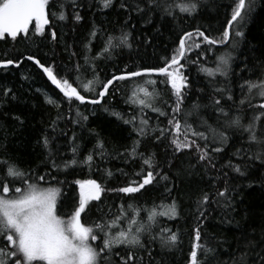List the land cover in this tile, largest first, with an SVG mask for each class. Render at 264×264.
<instances>
[{
  "label": "trees",
  "instance_id": "1",
  "mask_svg": "<svg viewBox=\"0 0 264 264\" xmlns=\"http://www.w3.org/2000/svg\"><path fill=\"white\" fill-rule=\"evenodd\" d=\"M60 2L67 18L61 21L53 15L59 7L57 0H50L49 24L42 35L34 33L33 22L27 35L21 33L16 40L0 39V61H14L0 68V160L14 161L32 175V180L45 175L47 183L41 181L42 186L59 187L58 215L67 218L78 204L79 186L74 183L77 179H95L106 189L141 182L146 173L141 176L136 173L141 172L142 161L126 153L134 141L141 139L138 151L145 156L153 154L157 170L168 179L161 180L157 176L152 185L135 194L103 192L100 200L89 202L82 213V223L110 221L120 214L121 208L130 216L129 205L142 210L137 219L144 222L145 209L162 203L167 206L175 200L178 216L157 217L151 231L141 235L144 247L136 250L137 259L132 264H189L194 242L210 250L205 253L198 249L201 264H264V162L252 158L259 146L250 144L248 134L242 129L225 127L226 117L218 111V107L223 108L229 113L228 119L239 115L244 125L261 111L258 106L264 103V97L249 93L247 87L242 89L241 85L245 81L264 79V0H255L246 19L230 26L232 40L227 46H209L202 42V37L194 36L190 41L192 51L187 53V60L181 61L186 65L182 72L188 82L182 108L189 111L193 104L200 105L187 117L188 122L205 133L210 147L220 145L213 143L209 126L228 136L224 151L212 154L215 167L200 161L194 147L174 152L170 131L156 139L159 129L171 127L168 119L172 115L174 97L164 84H159L158 89L163 93L162 101L167 103L156 106L163 107L166 116L148 108L141 112L138 106L128 102L135 85L143 83L140 77L114 81L98 104L69 101L27 57L31 55L41 64L51 66L58 78L69 79L86 98L96 99L98 91H85L84 83L92 80L98 89L100 83L113 75L137 71L141 66H162L161 58L171 56L184 32L199 29L211 38H220L238 0H196L198 7L191 15L178 9H172L173 14L167 15L162 8L147 4V0H114L108 9H101L97 0H75V7L72 0ZM158 2L163 4L164 0ZM121 4L126 6L121 8ZM137 4L143 11L135 10ZM76 13L82 17L78 22L73 19ZM93 29L97 32L95 37L90 36ZM237 30L243 35L237 37ZM122 32L129 33L131 47L113 48L110 55L102 53L107 37L111 35L116 42ZM232 41H238L235 47ZM195 43H200V47H195ZM228 53L230 62L226 75L208 76L199 70L201 67L214 69L217 56ZM152 79L157 77L154 75ZM5 89L10 90L8 95H4ZM46 96L56 99L59 107L47 104ZM246 96L248 99L242 105L240 101ZM216 99L221 100L219 106L214 103ZM113 112L120 113L123 119H118ZM133 114L137 115L136 124L141 116L148 120V136L137 137L133 124L124 123ZM83 116L87 120L82 119ZM178 118L183 122V114ZM257 131L264 134V122L257 121ZM45 136L49 141L47 148L42 142ZM97 140L104 145L103 154L94 155L91 167L86 164L62 167L64 161L72 159L73 147H77L78 160H83L90 152H99L95 147ZM197 143L203 146L205 141L197 139ZM52 160L61 165L59 171L52 168ZM229 161L239 165L244 174L227 166ZM3 167L0 165V181L9 182L13 190L21 186L20 180L5 177ZM109 171L110 177L107 176ZM53 176L56 180H52ZM166 188L170 191H165ZM218 191H224L225 195L217 196ZM204 193L210 199L201 205ZM126 226L127 219L121 222V227ZM197 227L201 233L198 242L194 231ZM161 228L177 233L179 240L174 248L162 247L159 238L152 239ZM97 235L98 239L91 242L93 246L102 245L103 233L97 231ZM5 244L6 241L0 239V247ZM127 251L124 246L115 247L113 252L119 255L111 256L112 264H120V257L126 256Z\"/></svg>",
  "mask_w": 264,
  "mask_h": 264
},
{
  "label": "snow or ice",
  "instance_id": "2",
  "mask_svg": "<svg viewBox=\"0 0 264 264\" xmlns=\"http://www.w3.org/2000/svg\"><path fill=\"white\" fill-rule=\"evenodd\" d=\"M59 11L53 15L63 21L67 17L64 12V5L57 0ZM75 7V0H72ZM114 0H97L101 9H108L113 6ZM50 0H0V39L11 38L16 40L18 35L23 33L27 35L30 31V24L34 22V33L42 35L45 31V26L49 24L48 6ZM147 4L154 5L157 8H162V11L167 15H172V9H178L181 13H188L191 15L197 10L198 4L196 0H164L161 4L158 0H147ZM126 5L121 4L124 8ZM255 0H238L235 2L231 19L228 21L229 26L234 22H243L247 14L253 10ZM136 11L141 12L139 4L136 6ZM77 22L82 19L79 13L73 16ZM97 32L95 29L90 33V36L95 37ZM237 37L243 35L240 31H236ZM55 32L52 33L55 39ZM202 37L203 41L209 46L224 44L227 46L228 42L232 40V35L229 28H225L220 38H211L205 35L199 29L194 32H184L179 37L178 47L175 48L170 57H162V66L139 67L137 71H128L119 76L113 75L111 79L100 83L99 87L94 86V81L89 80L83 84L85 91H98L100 97H104L113 85L114 81L130 80L132 78L140 77L143 83H137L132 90L128 102L138 106L143 112V109L148 108L152 112L158 113L160 116H166L167 113L163 107H157V104L167 103L162 101L163 93L158 89L159 84H164L167 89H170V94L174 97L171 104V117L168 119L169 128L159 129L160 135L156 137L159 140L165 136V133L171 132L170 145L174 152H181L184 149L195 148L199 154L200 161H206L208 165L215 167L213 163V153L219 154L224 151V145L228 142V136L224 131H217L209 126V131L212 133L213 143H217L219 147H210L207 143L208 137L204 132L197 131L191 123L188 122L187 117L192 115L199 107L198 104H193L192 109L184 111L182 105L184 103L185 91L188 87L187 77L183 74L182 69L186 66L182 64V60H187V53L192 51V44L190 41L193 37ZM129 33L122 32L121 36L114 42V37L109 35L105 41L101 52L109 54L113 48L125 47L130 48ZM238 41H232V46L235 47ZM87 47V45H86ZM195 47L199 48L200 43H195ZM209 50H211L209 48ZM99 55V53H98ZM28 60L34 61L40 68H42L47 79L51 84L63 94V97L69 101L77 100L83 102L85 96L81 94L77 86H74L67 78H58L51 66H45L33 56H28ZM217 66L214 69L201 67L199 70L205 72L208 76H214L219 73L226 75L230 62V53L217 56ZM11 59L0 61V66L6 67L13 64ZM192 63H197L192 61ZM127 67V65L125 66ZM95 69H93L94 71ZM79 71V67L77 68ZM157 79H152L153 76ZM146 78V79H145ZM98 79V78H97ZM247 87L249 93H255L260 97H264V79L259 82L245 81L241 88ZM151 89V90H150ZM8 89L4 90V95L9 94ZM222 91V89H217ZM232 99L231 96L228 97ZM248 99L246 96L240 101L243 105ZM45 102L54 107H59L56 99L45 97ZM93 104L99 103L98 100H92ZM214 103L219 106L221 100L216 99ZM249 107L253 105L249 101ZM259 113L254 114L247 125L241 123V117L237 115L235 118L228 119L229 113L225 112L223 108L218 107L225 117V127L242 129L248 134V141L250 144L259 146V151L252 157L264 162V134L257 131V121L264 122V103L259 104ZM107 111V109H105ZM118 119H123L120 113H112ZM183 114L184 120L178 118ZM79 115V114H78ZM87 120L86 116L81 117ZM137 115L133 114L130 120L125 119L124 123L133 124V130L137 133V137L143 138L149 135L148 120L141 116L139 124H136ZM75 122V121H74ZM206 124V121H202ZM155 131V129H153ZM181 137H183L181 139ZM191 137V138H190ZM197 139L204 140L205 143L201 146L197 143ZM43 146L48 147V138H42ZM141 139L133 142L130 150H126L127 155L132 158H139L142 161L141 172L136 175H142L141 182L132 181L126 186L118 189H106L95 179H77L74 181L79 186V200L78 204L74 206V210L67 218L58 215L57 204L58 198L61 194V189L53 184L42 186L41 181H46L45 175H38L36 180H32V175L22 170L14 161L0 160V165L3 167V172L8 180L21 181V186L15 187L14 190L10 187L9 182L0 181V239L6 241L3 247H0V264H112L111 256L114 253L113 249L117 246H124L128 249L126 256L120 257V264H132L136 257V250L143 248L144 244L141 240V235L144 232H150L153 225L157 222L158 216H166L168 218H175L178 216L177 206L175 200L170 205L165 206L163 203L159 206H154L152 209H145L147 211V219L142 222L137 219V216L142 211L129 205L132 214L129 216L123 208L120 214L115 216L110 221L94 222L92 225H85L82 223V213L85 212L86 207L90 201H98L101 199V194L105 191H115L125 195L139 193L146 186L152 185L157 176L161 180H167V175H161L157 170V164L154 162L153 154L145 156L144 153L139 152ZM96 149L99 152H90L83 160H78L76 157L77 147L72 148L73 157L70 160L64 161L62 167L64 169L70 168L74 165H88L91 167L94 155H102L104 145L100 140H97ZM241 150L238 149L237 153ZM50 159V157H49ZM52 168L59 171L61 165L57 164L55 160L51 161ZM146 166V169L145 167ZM229 167L233 171L243 175L239 165H232L229 161ZM112 173L107 172L110 177ZM52 180H56L53 176ZM165 191H170L165 189ZM12 193V195H9ZM217 196L223 197L224 191H218ZM210 197L204 193L200 204L209 201ZM157 208L160 210L158 211ZM203 215V213H201ZM127 219V226L121 227V222ZM199 219V217H198ZM97 231L103 233L102 245L93 246L91 242L98 239ZM195 240L198 242L201 238L199 227L195 230ZM161 241V246L166 248H174L179 240L176 232L170 229L161 228L160 232L152 237ZM198 249L204 250L205 253L210 251L204 245L199 243H192L191 252L189 253V264H201L198 260Z\"/></svg>",
  "mask_w": 264,
  "mask_h": 264
},
{
  "label": "bare ground",
  "instance_id": "3",
  "mask_svg": "<svg viewBox=\"0 0 264 264\" xmlns=\"http://www.w3.org/2000/svg\"><path fill=\"white\" fill-rule=\"evenodd\" d=\"M30 61H32V60H30ZM32 62L35 63L34 61H32ZM35 64H36V63H35ZM11 65H12V64H11ZM36 65H37V64H36ZM8 66H10V65H7L6 67H8ZM37 66H38V65H37ZM2 67H4V66H2ZM2 67H0V68H2ZM38 67H39V66H38ZM39 68H40V67H39ZM40 69H41V68H40ZM116 75L118 76V75H121V74H116ZM110 79H111V78H110ZM53 86H54V85H53ZM54 87H55V86H54ZM55 89L59 92V90H58L57 88H55ZM61 94H62V93H61ZM62 95H63V94H62ZM105 96H106V95H105ZM105 96H104V97H105ZM104 97H103V98H104ZM98 98H99V95H98V97H97L96 99H98ZM103 98H102V99H103ZM85 99H86V101H83V102L80 101V102H81V103H90V104H93V103L91 102V100H94V99L86 98V97H85ZM101 101H102V100H101ZM101 101H100V102H101ZM100 102H99V103H100ZM96 104H98V103H96Z\"/></svg>",
  "mask_w": 264,
  "mask_h": 264
},
{
  "label": "water",
  "instance_id": "4",
  "mask_svg": "<svg viewBox=\"0 0 264 264\" xmlns=\"http://www.w3.org/2000/svg\"><path fill=\"white\" fill-rule=\"evenodd\" d=\"M227 28H229L230 29V26H229V24H227ZM0 67H2V66H0ZM41 70H42V68H41ZM43 71V70H42ZM44 73V72H43ZM119 76V75H118ZM51 82V81H50ZM102 98L103 97H100L99 96V98L98 99H94V100H98L99 102L102 100ZM84 101H86V99L84 100ZM92 101V100H91Z\"/></svg>",
  "mask_w": 264,
  "mask_h": 264
},
{
  "label": "rangeland",
  "instance_id": "5",
  "mask_svg": "<svg viewBox=\"0 0 264 264\" xmlns=\"http://www.w3.org/2000/svg\"><path fill=\"white\" fill-rule=\"evenodd\" d=\"M231 264H234L233 262ZM235 264H238V263H235Z\"/></svg>",
  "mask_w": 264,
  "mask_h": 264
}]
</instances>
